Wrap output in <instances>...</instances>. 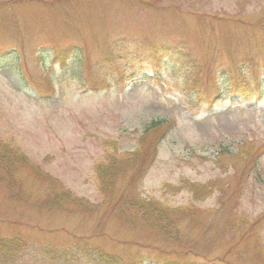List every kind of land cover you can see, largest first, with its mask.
Segmentation results:
<instances>
[{
	"label": "rangeland",
	"instance_id": "374dc122",
	"mask_svg": "<svg viewBox=\"0 0 264 264\" xmlns=\"http://www.w3.org/2000/svg\"><path fill=\"white\" fill-rule=\"evenodd\" d=\"M0 143L22 264H264V0H0Z\"/></svg>",
	"mask_w": 264,
	"mask_h": 264
},
{
	"label": "trees",
	"instance_id": "16d2710c",
	"mask_svg": "<svg viewBox=\"0 0 264 264\" xmlns=\"http://www.w3.org/2000/svg\"><path fill=\"white\" fill-rule=\"evenodd\" d=\"M157 56V51H153L151 54V58H155ZM167 120L153 121L150 124L146 125L144 128L145 132H151L155 129H160L167 126ZM143 133V134H144ZM0 146L3 147L4 144L0 143ZM155 148V145H154ZM20 158L23 155L20 153H16ZM8 163H4V161ZM13 159L10 157L9 151H3L0 149V163L2 162L5 167L9 168ZM115 163L113 160H108L102 164H98V170L100 173V177L102 176V186L105 187L110 186L109 184L113 181L116 176V172L112 170V165ZM0 164V165H2ZM7 165V166H6ZM4 166H1V168ZM200 186V185H199ZM195 187V186H194ZM208 187V186H206ZM67 196L66 193L62 195H58L55 197V205L59 206L63 204L64 198ZM70 197V195L68 194ZM80 203L85 205V203ZM158 206L155 203H151L150 210H158ZM167 218V215L164 217ZM27 239L19 234L18 232L14 233L12 236H2L0 235V264H22L21 260L26 256L27 252ZM41 255L47 254V259L52 261H57L61 264L68 263H78L81 260H90L91 262H97L98 264H139L136 259V255L132 254L130 257V261L132 262H122V258L118 255L108 252L104 248L100 247V245H90L86 239H76L73 240L70 245H66L63 248L43 246L39 249ZM160 254H157V258L162 264H209V263H201L188 259L185 255L180 253H176L177 257L171 258L168 255V251H160ZM145 264V263H144ZM151 264V263H149Z\"/></svg>",
	"mask_w": 264,
	"mask_h": 264
}]
</instances>
